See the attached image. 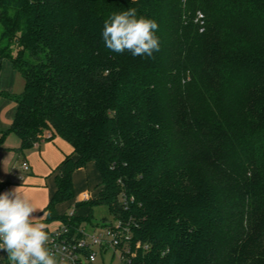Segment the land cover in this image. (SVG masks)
<instances>
[{
	"label": "trees",
	"instance_id": "16d2710c",
	"mask_svg": "<svg viewBox=\"0 0 264 264\" xmlns=\"http://www.w3.org/2000/svg\"><path fill=\"white\" fill-rule=\"evenodd\" d=\"M133 7L158 23L152 57L103 43ZM5 58L25 88L2 93L17 108L1 139L73 146L48 221L82 226L107 205L142 244L134 264H264V0H0ZM90 162L89 214L58 213Z\"/></svg>",
	"mask_w": 264,
	"mask_h": 264
},
{
	"label": "clouds",
	"instance_id": "9594fccd",
	"mask_svg": "<svg viewBox=\"0 0 264 264\" xmlns=\"http://www.w3.org/2000/svg\"><path fill=\"white\" fill-rule=\"evenodd\" d=\"M158 27L154 19L138 16L133 7L112 13L104 21L101 35L113 53L127 50L133 57H152L160 48ZM37 211L22 185L0 194V250L8 253V264H66L50 246L48 226L42 216L35 215Z\"/></svg>",
	"mask_w": 264,
	"mask_h": 264
},
{
	"label": "crops",
	"instance_id": "0c3cea01",
	"mask_svg": "<svg viewBox=\"0 0 264 264\" xmlns=\"http://www.w3.org/2000/svg\"><path fill=\"white\" fill-rule=\"evenodd\" d=\"M3 60H4L3 61V68H2V71H0V181L5 182L6 184H8L10 189H13V188L19 187L20 185H11L8 181L11 178L12 174L15 176H19V173L16 170L17 166H14V164H13L12 165L13 167L10 168V165H11L13 158L15 157V154H17V151L20 153L26 154L25 153L26 150L24 152H22L20 150L21 139L19 136H17L13 132L8 133V135L6 136L5 139H3V140L1 139L2 133L4 131L10 129L11 123L14 119V116L16 113V108H17L16 102L12 98L6 97L4 94H2V93L13 94L11 92L13 90L14 85L16 84L15 78H17L16 77L17 70H15L13 68L11 60L9 61L6 58ZM5 90H6V92H5ZM7 98L13 100L15 102V105H12V102L8 101ZM12 134H14V136ZM54 137L52 139H50V138H45V139L53 140ZM63 140H65V139H63ZM66 142H68V141H66ZM39 144H37L36 146H39ZM62 149H63V152H61V153H51V152L47 151V147H44L43 149L40 148L39 149V155H40L41 159L38 158V161H36V162L33 161V164H31V165L29 164L30 170H31L29 177L27 178V182L29 184L27 186H22L23 193L29 194V196H31L33 194H35V195L38 194V192H40L44 188V185L47 186L48 182L53 183V189L50 192V195L48 196V198H46L44 200L42 197H40L39 201H37L34 204L36 206V208L38 209V211L35 215H38V214L43 215L42 222L47 224V226H48L47 229L53 228L62 222V220H59V219L48 221L46 218L47 213L45 212V208L48 205V204L46 205L45 203L47 200H50L49 198H51L52 194L54 193V191L56 189L55 176L58 173V170H59L58 167L67 155H71L73 153V146L71 144L70 145H64V148H62ZM27 151L29 152L28 154L30 157L31 156L33 157V155L36 156L38 154V153H35V151L32 148L28 149ZM31 152H33V153H31ZM73 156L75 158L77 157L76 154H74ZM39 162H41V164L43 163L42 165L44 166V168L38 166ZM24 163H26V162H24ZM21 167L24 168L25 170H27V168H28V166H27V168L24 167L23 164ZM82 169L85 170V169H87V167L82 168ZM74 176H75V173H74ZM21 177L24 179L23 176H21ZM99 180L101 181V178ZM100 181H99V183H100ZM99 183L97 182L96 187H98ZM74 187H75V184H74ZM86 187H91L89 182H87ZM82 193H84L83 194V196H84L85 193H88V192H86V190H84ZM36 197H37V195H36ZM73 199L77 202L75 197ZM44 205H45V207H44ZM42 208H43V210H42ZM57 212L60 214L65 213V212H61L58 210H57Z\"/></svg>",
	"mask_w": 264,
	"mask_h": 264
},
{
	"label": "built area",
	"instance_id": "2783aa9c",
	"mask_svg": "<svg viewBox=\"0 0 264 264\" xmlns=\"http://www.w3.org/2000/svg\"><path fill=\"white\" fill-rule=\"evenodd\" d=\"M27 168V164L23 163ZM8 184L0 181V194L9 191ZM91 196L85 193L84 200ZM72 214V213H71ZM99 232H89L86 227H74L65 222L47 229L51 236V244L55 251L61 254L66 264H97L100 254L103 259L108 253L112 258L117 257L118 264H134L133 259L141 247L140 241H134L132 230L128 223L116 219V222L105 221L100 226ZM98 247V250H95ZM8 253L0 252V264H8ZM100 264L106 263L105 260Z\"/></svg>",
	"mask_w": 264,
	"mask_h": 264
},
{
	"label": "rangeland",
	"instance_id": "374dc122",
	"mask_svg": "<svg viewBox=\"0 0 264 264\" xmlns=\"http://www.w3.org/2000/svg\"><path fill=\"white\" fill-rule=\"evenodd\" d=\"M202 16V15H201ZM7 60L10 61L9 58H6ZM3 61L1 62L0 65V71H2L3 68ZM4 70V69H3ZM16 77L15 78V85L13 87V90L11 93L13 94H21L25 88V79L22 76L21 73H19L18 71L16 72ZM6 92V90H5ZM8 101L12 102V105H15V102L9 98H7ZM14 136V134H12ZM16 137V136H15ZM64 145H70L68 142H66L65 140H63L61 137L59 136H55L53 140H49V139H43L41 141V143L39 144V146H33L32 149L35 151V153H38L36 156L33 155V157L29 156V152L26 150V154L24 153H20L17 151V154H15V157L13 158L10 168H12L13 164L16 167V170L19 173V176H15V175H11V178L9 179V183L11 185H22V186H27L29 183L27 182V178L29 177V174L31 172L30 170V165L33 164V161L36 162L38 161V158L41 159L40 155H39V149L40 148H44L47 147V151L51 152V153H61L63 152ZM24 152V151H23ZM33 153V152H31ZM26 162L28 168L27 170H25L24 168H22V164ZM30 164V165H29ZM43 164V163H42ZM41 164V162L38 163L39 167L44 168V166ZM21 176L24 177V179L22 180ZM100 179V175L99 172L94 164V162H90L87 165V169H78L75 172V176H74V184H75V198L77 201L81 202L82 200H84V196L82 193L84 190H86V192H88V194L92 197H97L98 196V189L96 187L97 182L99 183ZM87 182H89L91 187H86ZM53 189V183L52 182H48L47 186L44 185V188L38 192L37 197L35 194L29 196V194H25L27 195L31 201L35 204L37 201H39L40 197H42L44 200L46 198H48V196L50 195V192ZM50 199V198H49ZM48 201H46V205L48 204ZM45 207V205H44ZM43 207V208H44ZM42 208V210H43ZM57 210L61 211V212H65L68 214L71 213H76L82 217L87 216V214H89V208L86 207L85 205H79L77 206L76 201L74 199L69 200V201H65L63 203H60L57 205ZM37 216H42V214H38ZM103 219H106L108 221H113L116 222L115 217L113 216L111 210L109 209V207L107 205H97L94 207V211L91 215V219L87 220L84 219L82 222V226L86 227L87 230L89 232H99L100 230V225L102 224ZM95 250H98V247H95ZM1 252V250H0ZM105 260L106 263H111V264H118L119 261L117 259V257L112 258V254L108 253L105 256V259H103V257L99 254L96 263L100 264L103 263V261Z\"/></svg>",
	"mask_w": 264,
	"mask_h": 264
}]
</instances>
